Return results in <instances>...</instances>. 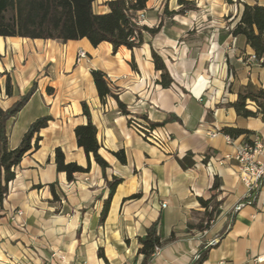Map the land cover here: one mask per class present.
Listing matches in <instances>:
<instances>
[{
  "label": "crops",
  "instance_id": "obj_1",
  "mask_svg": "<svg viewBox=\"0 0 264 264\" xmlns=\"http://www.w3.org/2000/svg\"><path fill=\"white\" fill-rule=\"evenodd\" d=\"M107 1L98 0L95 11L107 13ZM190 1L196 11L166 17V7L181 9L177 0H148L144 24L153 28L163 20L164 26L155 37L146 34L133 51L121 47L114 52L108 42L94 47L86 38L62 43L0 36V107H12L37 82L30 101L8 123L10 149L21 145L38 118H53L39 134L40 148L24 156L7 198L0 201V264H142L138 238L157 220L164 245L151 264H194L206 250L202 264H264V191L247 199L238 166L226 160L239 145L264 141V110L249 102L257 115L243 118L231 106L247 85L264 89V66L250 60L255 52L246 38L232 34L244 5L264 6V0ZM79 50L86 53L80 61ZM152 50L175 81L168 89L158 83L161 72ZM92 70L107 75L130 116L121 114L112 97L102 103ZM8 77L11 95L6 93ZM84 102L98 129L100 154L110 164L105 174L77 144L75 128L88 122ZM170 117L179 121L155 128L170 135L163 148L130 126L133 118L144 124ZM225 127L251 135L248 141L245 136L232 139L222 133ZM57 148L67 163L87 168L90 162V172L69 182L57 171ZM122 149L126 164L112 154ZM188 154L196 164L186 170L178 158ZM114 177L123 182L102 223L110 195L107 181ZM51 184L60 201L53 202ZM200 198L213 200L204 207ZM173 233L176 239L169 242ZM100 249L106 260L99 257Z\"/></svg>",
  "mask_w": 264,
  "mask_h": 264
},
{
  "label": "trees",
  "instance_id": "obj_2",
  "mask_svg": "<svg viewBox=\"0 0 264 264\" xmlns=\"http://www.w3.org/2000/svg\"><path fill=\"white\" fill-rule=\"evenodd\" d=\"M98 0H0V36L20 37L29 39L53 40L62 43L88 39L94 46L98 47L103 42H108L113 46L114 52L125 47L133 51L144 44L146 34L155 37L164 26V21L156 27L150 28L147 25L139 24V14L147 10L148 0H109L105 3L109 11L107 13H97L95 4ZM181 6L179 11H170L168 7L164 9V16L174 17L194 12L198 8L196 3L190 0H177ZM234 36H244L247 43L254 50L258 59H264V6L255 4L253 6L244 5V11L239 23L232 30ZM152 59L155 68L161 72L158 82L163 88L168 89L174 84L168 67L155 50H152ZM264 66V61L262 63ZM132 66L136 68L135 62ZM94 83L102 103L109 97L116 99L119 111L124 116H130L128 107L119 99L115 89L111 87L107 75L101 70H92ZM37 89V82H34L29 91L23 95L12 107L4 110L0 107V201L3 202L9 194V185L16 178V168L22 162L24 156L31 151L40 148V132L48 127L51 116H43L33 122L25 133L21 145L16 149L9 147L8 123L17 117L26 104L30 101ZM0 85V94H1ZM13 92L11 78L6 81V93ZM249 102L255 103L260 111L264 110V89L252 84L247 85L238 93V100L231 104L238 116L243 118L255 117L257 113L248 109ZM83 112L88 122L75 128L77 144L84 150L88 158L92 155L95 162L102 168L104 174L110 164L100 154L101 145L98 141V129L92 122L90 109L83 103ZM137 119H130L131 123ZM168 121H179L176 117H170L163 123H148L153 129L163 126ZM222 133L232 139L245 136L248 141L251 132L249 130L225 127ZM120 163H127L125 150L112 153ZM55 162L58 172L65 173L67 180L72 182L77 174L90 172V162L87 168L80 166L76 162L67 163L65 154L61 148L55 152ZM178 162L183 169L193 168L196 164L191 154L184 158H178ZM123 182V179L114 177L112 181H107L110 195L105 202L100 221L103 223L108 215L111 198L116 188ZM40 187V186H39ZM56 185L51 184L50 189L53 195V202L60 201L55 189ZM217 184L212 190L217 189ZM133 197H137L133 196ZM213 200L200 198L202 206L207 207ZM1 218V216H0ZM208 221L213 219V214H208ZM207 226H204L205 229ZM175 233L169 242L175 241ZM141 246L139 255L143 256L142 264H151L156 247H162L164 242L160 235V220L154 222L146 233L138 238ZM208 250L202 252L194 264H202L207 258ZM100 258L106 260L103 249L98 252Z\"/></svg>",
  "mask_w": 264,
  "mask_h": 264
},
{
  "label": "built area",
  "instance_id": "obj_3",
  "mask_svg": "<svg viewBox=\"0 0 264 264\" xmlns=\"http://www.w3.org/2000/svg\"><path fill=\"white\" fill-rule=\"evenodd\" d=\"M235 3L243 4L246 0H233ZM139 24L145 23V17L143 13L139 14ZM235 49V44L232 46ZM86 57V53L83 50H79L77 60ZM251 61L263 63L264 59H258L256 55L250 57ZM135 131H137L145 140L152 144L163 148L166 146V142L170 139L168 133L161 135L156 129L149 126L148 123L142 124L141 121L134 120L130 125ZM212 136H216L217 133L212 132ZM228 141H232L228 138ZM226 160L234 161L239 169V176L246 188V198L255 200L256 197L264 191V141L255 139L250 143L239 145L236 152L233 155L226 156ZM166 207V204H163ZM240 206L237 208L239 209ZM22 215V212H19ZM213 241L211 245H214ZM161 252V247H156L154 255L157 256ZM200 255L197 257V259ZM262 258H258L260 262Z\"/></svg>",
  "mask_w": 264,
  "mask_h": 264
},
{
  "label": "water",
  "instance_id": "obj_4",
  "mask_svg": "<svg viewBox=\"0 0 264 264\" xmlns=\"http://www.w3.org/2000/svg\"><path fill=\"white\" fill-rule=\"evenodd\" d=\"M196 260H197V258H196Z\"/></svg>",
  "mask_w": 264,
  "mask_h": 264
}]
</instances>
